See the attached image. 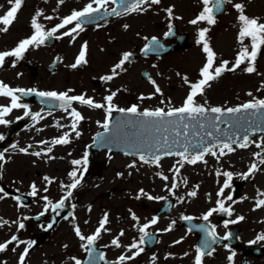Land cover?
I'll return each instance as SVG.
<instances>
[{
	"label": "rangeland",
	"instance_id": "1",
	"mask_svg": "<svg viewBox=\"0 0 264 264\" xmlns=\"http://www.w3.org/2000/svg\"><path fill=\"white\" fill-rule=\"evenodd\" d=\"M65 1L66 0H64L62 4L59 3V0H51V3H47L46 0H38L37 3H35L34 0H30L29 4L27 1L25 6L27 11L22 14V17H25V19L22 20L21 17L22 21L19 24L13 25L10 32H5V35L0 38V48H9L15 44L16 40L23 39L29 34L31 28L29 27L28 29L27 27L28 19L31 14L36 12L37 8L40 12L47 7L51 10L53 8V19L47 20L44 19L43 16L44 21L42 25L44 26L45 31L55 27V25L65 18L66 13L70 11V8L73 6V3L71 4ZM197 1L198 0H164L160 4V7L165 6L168 9L171 8L173 12L171 18H169L166 8L165 14L163 12L158 13V11H152L151 13L148 11L147 14H144L146 16H129V19L127 20L129 27L126 28L124 26L125 23L121 27L120 25L117 26L115 42L106 47L105 51L95 49L88 56L87 63L79 69L72 68L71 65L78 52L80 38L77 39L75 37V40H73L71 37L67 36V38L61 39L51 47L44 44L38 47L32 46L30 48L27 54L31 55L33 62L38 65L35 74H33L32 69L28 68L23 62L17 67L16 65L20 60H16L14 57H9V60L7 61L8 66H11L12 68H7L2 74L11 77L13 83L23 85L37 83L39 89L48 91H56L60 93L71 89L73 90L71 91L73 93H81L80 91L84 90L91 92L96 96L97 99L93 100H104L105 96H108L110 93H115V98L120 101V104H124V106L137 105L141 109L164 108L165 110L181 107L185 102L183 97H186L187 93L190 91L189 85H186L183 81V76L185 75L188 78H195L198 75L197 55L199 52H197L196 48L181 50L177 54H172L165 59H161L160 62H151L150 58L144 59L143 57L136 56L134 62L129 64L125 63L124 70L118 69L117 71L119 72V75L115 76L112 80L106 81L102 78L112 74V68L122 59L124 53L129 52L132 49L137 51L138 46L141 44L142 40L145 39V35H149L152 32L160 34L165 27L167 28L168 25L171 24L172 21L178 22L181 27L185 28L186 32L189 34V41L192 43L190 34L192 33L193 28L186 19L195 13L197 7H192V5H196ZM234 1L235 3H232L234 10L229 12V14L222 16L219 25L214 29V34L218 35L215 36L216 38H219L221 35L227 38V42H229V46L226 44L228 49L226 50L227 52L221 48L220 49L224 54L230 57L231 61L234 60L235 54L238 50L242 48L238 39L242 27L241 22L238 19L240 13L235 11L237 9H235L233 5L237 3L244 4L245 15L249 18L253 16L254 18H259L264 21V0ZM30 9L32 10L31 13H29ZM154 9H157V7H154ZM38 22L41 23L42 21L38 19ZM141 24L143 25L142 29L138 30ZM84 36H86V33L83 37ZM249 42L250 39L245 38L244 45L249 46ZM121 52L123 54L120 55ZM57 53L62 54L63 60L56 70L52 72L49 70V65L54 61ZM200 58L202 59L201 55ZM258 65L259 71L262 72V76H264V48L258 59ZM145 66L154 69V74H156L161 81L163 95L155 93L156 86L153 88L151 83L141 78V72ZM256 72L257 70L255 73ZM227 76L229 77V75ZM247 76L252 75L247 74ZM227 78H224L223 81L220 79L221 82L218 81V84L215 83V85L210 88L209 92L213 90V97L211 98L212 102H222L221 97L223 95L222 88L224 84L232 86L237 85L235 90L238 92L232 93L230 87V92L233 95L245 93V90H254V88L260 84L257 78H255L252 83L243 79L240 80L233 76ZM99 79L104 82L102 85L96 83ZM141 96L152 98L141 100L139 99ZM114 101L115 100H113V102ZM161 101H163V103H161ZM20 111L24 113V109L17 110V113ZM77 111L84 116V120L79 122L77 128V131L81 133L78 138L76 137L75 132L71 131L70 127L57 129L54 126L57 121H59L61 125H69V123H72V118L69 115L65 116L62 112H52L51 115H48V113L43 115L44 118L38 121L37 127H39V129L36 128L37 134L35 131L32 133L34 142L41 140L42 137L45 136H55L54 138H58L61 136L58 135L60 132L63 134L66 132L71 133L69 136L71 142L69 144L56 145L52 149V153L56 152V154L53 156L54 159L51 160L55 161L49 163L47 160L46 164L38 163L36 166H31L29 159L32 158H30V156H25L9 168L13 170L18 168L20 172H23L24 170V172L18 174L17 177L24 181H28L30 178L35 177L39 179L42 172L45 171L43 176H48L54 182L51 183V185L53 190L55 189V193L51 194V197L56 199L62 192L61 187L56 189V186L58 185L59 179L66 174V169L69 167L70 162V160L62 161L59 159H71L73 156H75L74 159H81L84 155L83 153L87 151L89 154L88 158L91 162V166L88 169V179H86V182L77 190V193L74 196L76 201L79 202L78 212H83L81 222H84L86 214L92 216L93 213L97 217L103 212L104 208H109L114 221V224L112 225L114 230L120 226L129 229L133 220L131 212L134 211L136 214L142 216L146 213L149 214L151 211V209L145 211L142 208V200L145 199L146 202H149L150 206L156 204L154 200H149L144 193L146 191L154 192L156 195L167 193V190L163 189V185L167 182L162 181L157 177V171L159 168L148 164H136L129 156L121 154L111 155L106 151L98 154H91L90 151H88L87 146L92 141L94 132L99 129V125L96 121H100L99 119H102L103 114L98 109L89 108L86 105L77 109ZM100 122L102 123V121ZM28 127L29 126H27V128ZM73 145H75V148L72 150V154L69 153L68 155L69 148H72ZM235 159L234 156L232 161H235ZM241 161L242 158H238L237 162H234V164L238 165ZM133 163L135 164V167H129V165ZM239 167L243 169L245 164H242ZM25 169L29 170L26 171ZM182 169L185 174H190L192 167L189 165ZM195 173L197 174L199 172L196 171ZM204 175V178L209 177V174H206V172ZM210 183L211 180L201 182V187L198 189L199 194H202V196L206 195L208 189H211L212 183ZM189 185L190 189H194V182L192 179L190 180ZM141 190H143V192H141ZM110 191L113 193L110 194ZM188 193H190L189 189L183 193V197L188 198L190 196ZM185 204L189 207L188 202ZM90 206L94 209L93 211H90L91 213H88V208ZM130 206H132L134 210L131 211L128 216ZM205 206L206 204L202 207ZM60 211L63 213L64 209H61ZM65 211H67V208H65ZM120 214L123 216H120ZM66 224L67 228L70 229L71 222H66ZM61 225L62 223H60L59 226ZM48 246L49 245L47 244L46 247L48 248ZM257 264L263 263L258 262Z\"/></svg>",
	"mask_w": 264,
	"mask_h": 264
},
{
	"label": "flooded vegetation",
	"instance_id": "2",
	"mask_svg": "<svg viewBox=\"0 0 264 264\" xmlns=\"http://www.w3.org/2000/svg\"><path fill=\"white\" fill-rule=\"evenodd\" d=\"M37 3V0H35ZM73 3V5L83 8L92 0H66ZM2 0H0V3ZM47 3H51V0H47ZM116 3H109L105 5L102 10L110 9L114 7ZM98 5L93 4V7ZM210 7V5H208ZM192 7H197L195 13L191 15L190 19H196L198 15L203 11L205 7L202 3V0H198L196 5ZM228 14V11L225 14L220 16H215L216 23L214 25L207 24L206 21L200 22L197 25L192 26L193 30L190 34L192 43L191 48H196L199 52L197 66L200 67V70L203 68L207 61L206 53L203 51L202 43H198V32L202 28H208L209 31L206 34L209 46L216 53V62L215 66H218L222 61H228L230 67V57L221 50H226V38L222 35L219 38L214 34V29L219 25L222 16ZM121 17L114 16L108 20H103L96 25L86 26L89 28L86 30L87 36L85 42L87 43L91 53L97 49L99 51H105V48L115 42L116 30L119 25V19ZM190 20V21H191ZM176 34L178 31H184L185 28L178 26L176 29ZM154 35V34H153ZM166 35V32L158 35L163 37ZM2 35H0V38ZM103 42V43H102ZM31 47H29L30 50ZM221 48V49H220ZM172 52L167 55L169 57L172 54L178 53ZM202 56V59L200 58ZM196 58V57H195ZM232 66V65H231ZM247 66L241 65L240 68L236 69L232 73L224 72L222 76L217 78L214 82L217 83L220 79L223 81L224 78H227L229 75L239 78L240 80L249 81V83L254 82L257 78L260 82V86L257 91L249 90L245 93H240L239 95L231 94L238 92L235 90L237 85H223V95L221 97L222 103H243L249 102L255 99H264V76L259 72L247 73L244 71V67ZM10 66H7L9 68ZM256 70L259 69V65L255 64ZM6 68V69H7ZM11 68V67H10ZM5 71V70H4ZM1 72L0 82L10 86L15 89L18 85L11 81V77L5 76ZM199 71V69H198ZM252 75V76H247ZM257 75V76H256ZM228 77V78H229ZM227 78V79H228ZM201 79V76H199ZM212 82V81H211ZM218 84V83H217ZM231 87V92H230ZM221 92V94H222ZM213 90L208 92V97L213 96ZM248 93H252L251 96ZM2 98V97H0ZM5 119H7L5 117ZM18 121V126L15 128L14 132L10 133L5 131L7 125H0V135H3L5 139L0 141L2 145V153L4 156L8 157V161H3L0 165L2 169L0 176V188L3 189V192H0V220L7 221L3 227H0V243L8 241L12 235L18 236L20 240L23 241H35L32 249L29 250V255L25 259V264H75L73 257L79 259L82 262L88 260V264H116L118 258L121 255L131 256L136 250L133 249V252H128V247L135 241L139 242V238L142 233L139 232V227H134L130 225L129 229L124 232V235L120 237L121 247L117 248L112 245V240L115 239L121 231L114 228L109 224L105 225L106 231H102L101 236L95 242L94 245L89 246L88 250H85L82 247V244L86 241H81L75 234V227L78 226L81 229V232L85 236L93 235L96 229L100 226V218L91 215L84 217V222H81L83 212H80L76 215H71L70 217L65 214L61 215H48L47 213L41 217V221H37V216L42 212V210L47 206V201L42 199L44 194H38L36 196H31V185L33 181H25V185L22 184L18 179V173H23L16 168L15 170L6 171V166L16 163V154L13 152L18 150L20 143L31 141L30 135L28 139L21 138V122L15 118L14 121ZM261 137L256 138V143L264 144V141L261 140ZM12 145H16L15 148ZM235 151L239 149L243 151L240 154L239 158H242L240 164H233L230 159V153L225 149L226 155L212 156L209 158L208 166L212 175L214 174V181L212 182L211 193L213 197L207 202L205 207H201L199 204H192L189 208L184 207L182 203V198L178 194H174V199L172 203L175 206L170 210L161 213L156 219L157 223L149 227L147 231L151 234L150 237L145 240V244L141 245L144 247V251L136 256L135 259L126 260L124 264H195V258L198 255L196 249L198 248V240L202 238L203 240L206 237V232L199 233L195 228H192L189 231V227L184 224L182 219L183 216H192L197 221H204L202 216L205 215L212 208H218V200H225V207H230L232 209V215L229 216L226 213L215 212L209 220L212 226H215V231L220 237L226 236L228 233H231L232 236L227 240H222V242L214 247V252L212 255H205L202 260V264H257L261 262L264 264V240H258L257 237L264 235V207H257V201L264 199L260 193H264V176L262 175V170L264 165L259 164V158L255 157V153L264 154V147L257 148L255 143L251 144L245 148L233 147ZM234 153V152H233ZM235 155V154H234ZM219 157V158H217ZM234 157V156H233ZM253 163H256L260 168V171L254 172L249 178L245 179L243 174L249 172L250 167ZM245 164V167L241 169L239 166ZM31 165V164H30ZM213 170V171H212ZM219 172H231L233 173V179L230 182L234 187L232 191L233 200L227 201L225 198L230 194L229 188L224 190V196H218L220 188L225 183L227 177L223 175H218ZM87 179V178H86ZM71 180L67 179L66 183H69ZM187 184L184 183V186ZM180 186L177 183V187ZM17 191L24 192V196L27 197L26 200L20 199L19 201L15 199L17 197ZM77 189L73 190L75 195ZM6 194V195H5ZM48 200L50 198L48 197ZM51 201V200H50ZM73 204L76 207L73 209L69 208L70 211H75L78 207L74 202ZM144 209H151L152 211H157L161 202L149 205L148 202L143 201ZM23 205V206H21ZM78 211V210H77ZM91 211H93L91 209ZM187 211H190L187 214ZM88 213H91L90 211ZM200 213L201 216L196 214ZM73 216L75 219H73ZM81 216V217H80ZM243 216V220L238 218ZM28 217V219H25ZM67 217V219H65ZM54 218V221H53ZM147 217H138L136 222H148ZM237 220V223H229L228 227H224L226 221ZM172 221L176 223L173 225ZM66 222H71V228H67ZM24 223L25 227L23 229H18V224ZM42 223V224H41ZM52 223L51 228H47V225ZM60 223H62L61 226ZM133 227V228H131ZM171 228V230H167ZM210 239V238H209ZM181 240V243H175V241ZM252 241H256L252 243ZM49 245L48 248L46 245ZM26 244L17 245L15 242L9 245L8 250L0 252V264H19V257L22 254ZM15 248V251L12 249ZM95 249L93 252L92 250ZM91 253V255H90ZM103 254L104 259H92V256L98 257L99 254ZM235 253L232 260H229L228 257ZM187 254V255H186ZM155 258V259H153ZM262 260V261H261Z\"/></svg>",
	"mask_w": 264,
	"mask_h": 264
},
{
	"label": "snow or ice",
	"instance_id": "3",
	"mask_svg": "<svg viewBox=\"0 0 264 264\" xmlns=\"http://www.w3.org/2000/svg\"><path fill=\"white\" fill-rule=\"evenodd\" d=\"M25 0H7V3L11 5L9 10L6 12V14L0 16V25H3L4 27L0 28V31L7 32L9 30L10 25L13 24V22L17 19V14L21 10ZM64 0H59V3H63ZM226 2H231V0H202V3L204 4L203 11L198 15L196 19H193L190 21L191 24L197 25L200 22L206 21L209 25H214L216 23L214 10L215 11H222L223 6ZM109 3V0H92V2L88 3L83 10L80 11H73L71 15L65 17L62 19L60 23L55 25V27H52L50 30L45 31L44 26L38 22V17L44 16L42 12H37L36 16L32 19L31 25L33 29L35 30L34 34L28 38L22 40L19 45L13 50V51H6L3 53H0V67L4 65L5 58L6 57H14L16 60H20L23 58V55L26 51H28L29 47L31 46H40L45 43L47 39L50 37H53L55 33L60 31L61 29L67 28L69 25H73L75 23L74 27L68 28L67 31H64L62 33L63 36L71 37L73 40H75V36L73 33H78L79 31H83L82 24L85 22H92V19H103V17H97L94 16V14L99 13L102 8L105 7V5ZM111 3H116V0H111ZM161 3V0H132V2H129V0H120V4L118 7H122L125 11H141V10H147L143 6L144 5H159ZM93 4L98 5V7H93ZM208 5H212L209 7ZM0 7H3V5H0ZM235 9L238 10L240 13L238 19L241 22V30L239 32V42L242 45L241 51L238 53L237 58L233 64L232 67H229L228 61H222L218 66L214 67V64L216 62V53L213 51V49L209 46L208 39L206 34L208 33V28H202L198 32V43H202L203 45V51L206 53L207 61L203 68L200 70V76L201 79H199L198 82L192 83L188 80V77H183V80L186 84L190 87V92L186 97V100L184 102V105L178 108H169L167 111H165L164 108H157L155 110H148L145 109L143 111H140L139 107L137 105H133L128 109L124 108H115L113 106V99L115 97V93H112L108 96H106L104 99L107 103L106 107V117L105 121L101 123L100 121H97V124L104 129L103 133H99L96 138H94V144H96L97 141H103L105 144H107L109 141H111L114 138H117L120 134L121 128L123 127H138L142 132L145 133H160L161 136L159 139H156L154 141H149L147 138L144 140H140L137 143H133L131 147L136 149V152L139 154V160L144 163H155L159 165V161L161 159L160 155H157V153L161 149H167L165 152V155H176L181 157V160L177 161V164L179 165L178 168L175 169L176 174H179L180 168L184 166V163L188 164H196L198 161H204V156L206 154H210L212 156H217V151L214 149L219 150V156L226 155L225 149L227 152H233L235 149L232 147L233 144L238 143V140H242V142L238 143V146L240 148L248 147L250 143H255V146L257 148L264 147V144L256 143L255 141H250L249 135L247 134L250 129L245 128L244 132L245 134L242 136V138H233L228 137L229 142L220 141L219 144L212 143L210 146L201 147L199 143L192 144V143H181L178 139H171L169 138L166 133H169L170 131H173L175 133V137H179L181 135L180 129H184V135L187 136V129L189 128L191 123H195L199 127L203 128L206 127V122L209 120L208 113H216L219 114L216 117L212 118V127L216 129V121H220L221 117L225 114H231L237 116V121L241 119V117L237 114L241 113H248L251 116L254 117H260L264 118V99H253L252 101H249L247 103L242 104L238 107H230L227 109H221L220 107H212V108H206L203 105H198L196 102V97L198 95L202 96L204 94L205 88L210 86V81H214L224 72H233L236 69L240 68L241 65H245L247 63V66L244 67V71L247 73H254L256 71V60L258 54L261 52V47L264 46V23H260L257 18H249L247 15L244 14V5L242 4H235ZM107 12V10L105 9ZM167 13L169 18L172 17L173 12L172 9H167ZM108 14H116L120 15L121 13L117 11L116 8H113L111 10V13ZM85 18H92L89 20H85ZM44 19L52 20L53 17L51 16H44ZM127 27V26H125ZM169 32L167 35H173L172 32V25H169ZM57 39L60 37L57 36ZM245 38H250L251 44L250 48L251 51H249V46L244 45ZM153 45H156L154 48ZM160 47L159 42L154 37L152 38V43L149 44L148 47L144 48V52L147 53L149 51H156ZM88 45L85 42L82 45L81 51L78 55V58L76 59L75 63L71 65L72 68H77L78 66L82 64H86V54H87ZM132 53H124L122 56V59L112 68V74L103 77L102 79L106 81L112 80L115 76L119 75V70H124V65L126 62L129 61ZM15 66V65H13ZM151 83L153 85H156V81L152 80ZM73 90L69 89L66 92H56V91H38L36 89H23V88H11L10 86L4 84L3 82H0V97L10 98V105H0V125H7L10 123L9 120L5 119L6 116H8L14 109H24L23 116L17 117L18 120L24 119V117H31V119L34 122H38L40 119H43L44 117L41 115V113H31V110L29 108V105L26 103H21V97L22 96H29L31 94H35L38 97H41L44 99V102L47 101H58V104L52 105V108H58L60 110H63L65 113H68V115L72 118V123L70 125H61L59 121L56 123V127L58 128H64V127H70L72 132H75L76 137L78 138L81 133L77 131L79 122L84 120V116L76 110V108L72 107L73 102H78L79 104L86 105L89 108H95V109H105V104L103 103H97L94 102L92 98H86L84 94L81 95H69V92ZM17 93H20L21 95H17ZM155 93H159L160 95H163L161 92V89L159 86L155 87ZM249 96L252 95V93H248ZM152 97H143L141 96L139 99H150ZM163 103V101H161ZM113 111H117L120 113H124L126 115H130L131 117H140L142 119L139 120H126L124 122L117 121L115 125H113L112 120V113ZM48 115H51V110L48 112ZM201 120L205 121V123H201ZM247 123L252 124L254 121L248 120ZM230 123V127H231ZM217 131L219 129H216ZM261 131H264V129H260ZM39 131V130H38ZM105 134H110L106 137ZM71 133H64L62 136L58 138H54L53 140L49 141H41L40 144H50V146L44 150V154H48L52 152L53 146L56 145H67L71 141L69 139V136ZM208 137L213 136V131H208L206 133ZM5 137L3 135H0V141H3ZM261 140L264 141V137H261ZM93 145H89L88 147L91 148ZM97 146H99L97 144ZM13 148L16 147V145H12ZM29 148L32 147V145L28 146ZM182 149L173 151V149ZM192 149V151H190ZM21 152H27V149L21 148L19 149ZM147 152V156L144 154ZM36 156H40L42 153L40 151H36L33 153ZM129 154V153H125ZM89 154L87 151H85L83 157L81 159H74L71 161V164L74 167L72 171L68 173V176L70 180L72 181L70 184H63L61 183V189H68L65 195L59 200V202L53 204L50 200H48L47 196L42 197L45 201H47V206H45L44 210L39 214V216L45 215L49 211V206L51 207V210L53 212H56L57 215L59 212L57 210L63 209L65 206V201L70 200V198L73 197V190L77 189L81 182L84 179V174L88 171V163H89ZM255 157L259 158V164L264 165V154L262 153H255ZM50 159H54V157H49ZM219 158V157H217ZM5 156L3 153H0V161H4ZM206 163V161H205ZM129 167H135V164H130ZM260 171V168L256 163H253L250 167V170L248 173L243 174L244 178L247 179L249 176H251L254 172ZM0 172H2V169H0ZM119 175V174H118ZM158 175H160L158 173ZM218 175H223L227 177L225 183L220 188L219 192L217 193L218 196H224V190L231 187L230 182L233 179V173L231 172H219ZM162 179L168 180L167 176H162ZM44 180L47 181L49 184L53 183V181L49 177H44ZM187 183V181H184ZM177 184L173 183L172 188H176ZM47 191V188L44 189ZM0 192H3V189L0 188ZM38 192V189L35 184L31 185V192L29 195L36 196ZM143 192V190H141ZM196 192L192 191L188 193V195L195 197ZM6 195V194H5ZM144 195H147L144 193ZM262 197H264V193H260ZM139 198V197H137ZM149 200L154 199L152 196H147ZM16 200H20V197H15ZM162 199V198H159ZM227 201H232L233 196L231 194L227 195L225 198ZM218 208H212L209 210L205 215L202 216V219L204 221H208L209 217L213 215L215 212H221L226 213L227 215H232V209L230 207H225V200H218ZM23 206V205H21ZM71 207L74 209L76 207L75 204H72ZM257 207H264V199H260L257 201ZM89 211L91 209L89 208ZM39 216L36 217L39 219ZM25 219H28V217H25ZM67 219V217H65ZM73 219L75 217L73 216ZM133 219L136 220L137 217L135 214H133ZM183 220L185 221H191L193 217L191 216H183ZM239 220H243L244 217L240 216L238 218ZM54 221V218H53ZM7 221L0 220V227H3L5 224H7ZM108 223V217L105 215L103 219L100 222V226L96 229L95 233L93 235L85 236L82 234L80 227L76 226L74 231L76 236L81 241H86V243L82 244V247L85 250L89 249V246L94 245L95 242L98 240V238L101 236L102 231H106L105 225ZM157 223V219L153 218L150 221L151 225H155ZM176 222L172 221V224L174 225ZM229 223H237V220L232 221H226L224 223V227L227 228ZM53 225L52 223H49L47 225V228H51ZM149 224H144L143 226L139 227V232L142 233V235L139 238V242H133L128 247V252H133V249L136 251L133 252L131 256L121 255L118 258V261L116 264H124L126 260H132L135 259L136 256H139L143 251L144 247L141 245L145 244V238L150 237V233L147 231L149 228ZM25 227L24 223L18 224V229H23ZM171 230V228L167 229ZM191 231V229H189ZM203 231L206 232V237L203 241V244L201 247H198L196 249V252L198 255L195 258V264H202L203 257L207 255H212L214 252L213 245L218 243L217 234L215 231V226H212L211 230L203 229ZM124 235V232L121 231L119 235L112 240V245L120 248V237ZM232 236L231 233H228L226 236H224L222 239L227 240ZM210 238V239H209ZM258 240H264V235L258 236ZM16 243L19 244H26V247L24 248L22 254L19 257V264H25V259L29 255V250L32 249V247L35 244V241H23L18 238L16 235H12L11 238L4 242L0 243V252H4L8 250L9 245ZM181 240L175 241V243H181ZM256 241H252V243H255ZM207 250V251H206ZM12 251H15V248L12 249ZM93 252L95 249L92 250ZM91 255V253H90ZM187 255V254H186ZM235 253L230 255L228 257L229 260H232ZM100 259L103 260L104 256L103 254H99L98 257L92 256V259ZM75 261V264H81V261L76 258H72ZM155 259V258H153Z\"/></svg>",
	"mask_w": 264,
	"mask_h": 264
},
{
	"label": "water",
	"instance_id": "4",
	"mask_svg": "<svg viewBox=\"0 0 264 264\" xmlns=\"http://www.w3.org/2000/svg\"><path fill=\"white\" fill-rule=\"evenodd\" d=\"M219 114H213V116L211 117L210 120H208L206 122V127L201 128V133L206 134L208 131H213V136H221L222 132L221 131H216L213 127H212V118L216 117ZM225 117H228L227 115ZM129 119L132 120H139L142 119L140 117H131L129 115ZM224 117L222 116L220 121H216V129L220 128V124L223 121ZM119 121V120H118ZM126 121V120H124ZM123 121V122H124ZM202 123H205V121H202ZM248 128L249 129V124H241L239 127H236L235 129H232L233 131H237L238 133L240 132V136H243L244 134V129ZM181 131V135L179 137H175V133L173 131H170L169 133H166V135L169 136L170 140L171 139H178L181 143H193L196 135V130L193 129L192 133H187V136L184 135V132L180 129ZM250 133V132H249ZM110 134H107V136ZM161 136L160 133H145L142 132L138 127H123L121 128L120 134L117 138H114L113 141L117 142L120 139H127L129 140V145H132L133 143H135V140L140 141V140H144L145 138H147L149 141H154L156 139H159ZM98 143V141L96 142ZM175 150H182V149H175Z\"/></svg>",
	"mask_w": 264,
	"mask_h": 264
}]
</instances>
